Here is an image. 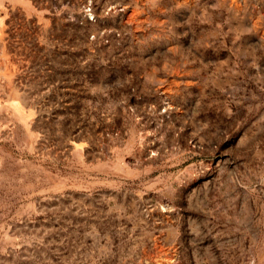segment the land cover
Here are the masks:
<instances>
[{"label": "rangeland", "instance_id": "obj_1", "mask_svg": "<svg viewBox=\"0 0 264 264\" xmlns=\"http://www.w3.org/2000/svg\"><path fill=\"white\" fill-rule=\"evenodd\" d=\"M13 257L264 264V0H0Z\"/></svg>", "mask_w": 264, "mask_h": 264}, {"label": "bare ground", "instance_id": "obj_2", "mask_svg": "<svg viewBox=\"0 0 264 264\" xmlns=\"http://www.w3.org/2000/svg\"><path fill=\"white\" fill-rule=\"evenodd\" d=\"M13 109L15 110L16 114L20 117H23L24 112L22 110V108L19 106V104H15L13 106ZM19 259H16L15 257L11 258V259H6L4 264H19ZM1 264V263H0Z\"/></svg>", "mask_w": 264, "mask_h": 264}]
</instances>
